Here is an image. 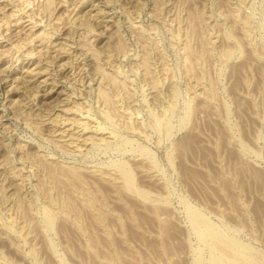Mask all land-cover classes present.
<instances>
[{"label": "rangeland", "instance_id": "374dc122", "mask_svg": "<svg viewBox=\"0 0 264 264\" xmlns=\"http://www.w3.org/2000/svg\"><path fill=\"white\" fill-rule=\"evenodd\" d=\"M2 2L0 264H264V0Z\"/></svg>", "mask_w": 264, "mask_h": 264}, {"label": "bare ground", "instance_id": "6f19581e", "mask_svg": "<svg viewBox=\"0 0 264 264\" xmlns=\"http://www.w3.org/2000/svg\"><path fill=\"white\" fill-rule=\"evenodd\" d=\"M4 3V7L8 6L10 3H14L15 4V8L13 9L15 11V13L13 14L14 16H17L15 18H17V22L21 23V20L19 19L18 16H20V14L23 12L22 10H19L18 7L20 6H28L32 1L34 0H2ZM51 0H49L50 2ZM21 11V13L19 12ZM4 19H0V31H1V27L4 25ZM25 22H28L26 25L24 26H29L30 29L34 30L37 29L39 26H41L39 21L33 20L31 18H27V20ZM24 21H22L21 24L25 23ZM0 38H3V36L0 35ZM13 47H15L14 45H12ZM78 118L74 119L72 121H65L61 124H59V126L61 127V129L57 130L55 129L56 135L59 136V138H61L60 140H70L69 145L73 144L75 142L74 139L78 140L79 136L81 135V132H89L91 131L92 133H94L95 135L97 134H101L103 133V128L100 126H95L94 129L91 130L90 126H89V118H87V116H84L83 114H78L77 113ZM73 129L75 130V132H73L70 137H66L65 133L70 130ZM79 133V134H78ZM100 139V138H99ZM90 140H92V136L88 135L86 137H83V141L85 142H89ZM71 175H73L75 173L74 170H70L69 171ZM120 177L122 179H124L127 187L131 190L136 191V187L134 185V177L131 173V171L122 166L120 169ZM87 202L89 204L92 203V200L89 198L87 199ZM106 206H102V209H105ZM46 215H45V220L47 222V225L49 227H53L55 224V220L56 217L58 215V212H55L51 209L46 208L45 211ZM191 215L193 218V221L196 223H200L203 225L204 227V231H203V235L207 234L210 235L214 241H215V246H217L218 248H220L225 255H227V259L223 258V257H215L213 260V264H221V263H226V264H238L240 260L247 262L248 264H263L260 263L257 260L256 254L249 249L247 246L237 242L236 240L226 236L225 234H223L222 232L219 231V229H217L206 217H204L200 212H198L195 209L191 208Z\"/></svg>", "mask_w": 264, "mask_h": 264}]
</instances>
